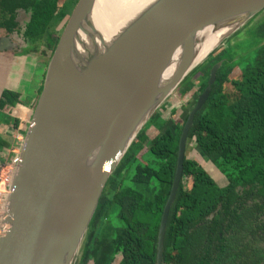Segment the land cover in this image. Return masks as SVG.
<instances>
[{
    "label": "water",
    "instance_id": "obj_1",
    "mask_svg": "<svg viewBox=\"0 0 264 264\" xmlns=\"http://www.w3.org/2000/svg\"><path fill=\"white\" fill-rule=\"evenodd\" d=\"M98 1H78L49 59L19 149L0 264H73L111 173L146 122L216 45L264 10V0H150L106 37L94 21ZM207 29L228 30L199 55ZM220 65L212 66L183 124L156 264H164L189 131Z\"/></svg>",
    "mask_w": 264,
    "mask_h": 264
},
{
    "label": "trees",
    "instance_id": "obj_2",
    "mask_svg": "<svg viewBox=\"0 0 264 264\" xmlns=\"http://www.w3.org/2000/svg\"><path fill=\"white\" fill-rule=\"evenodd\" d=\"M57 1H38L30 25L33 29L42 33L50 20H57ZM76 1L70 0V4ZM260 15L259 20L255 17L244 26L245 33L242 29L241 35V30L236 32L234 43L211 53L179 85L181 95L194 90L196 103L210 69L221 62L210 96L196 113L188 138L195 139L229 183L221 185L197 159L185 157L183 178L165 232L164 264L264 261V14ZM52 44L55 46L56 40ZM243 48L246 50L239 54ZM235 67L241 72L231 77ZM5 97L4 102H22L19 94L11 91L5 92ZM158 110L111 173L78 264H156L160 219L188 115L181 125L175 121L167 124ZM18 123L17 118L14 125ZM149 124L159 131L153 138L146 133ZM7 145L0 140V152ZM144 148L153 157L146 163L137 162L138 152ZM136 162L135 170L129 173Z\"/></svg>",
    "mask_w": 264,
    "mask_h": 264
},
{
    "label": "flooded vegetation",
    "instance_id": "obj_3",
    "mask_svg": "<svg viewBox=\"0 0 264 264\" xmlns=\"http://www.w3.org/2000/svg\"><path fill=\"white\" fill-rule=\"evenodd\" d=\"M38 1L44 0H0V81L5 83L0 95V112L5 115L19 114L25 104L23 101L14 104L2 101L6 98L5 92L19 94L18 98L22 99L26 88L32 89L33 84L37 83L42 86L48 60L56 47L52 46V42L56 40L57 44L79 0H73L76 3L72 4L70 0H58L54 12L57 20H50L48 27H43L42 33L30 26ZM224 177L223 182H218L225 186L229 180Z\"/></svg>",
    "mask_w": 264,
    "mask_h": 264
},
{
    "label": "rangeland",
    "instance_id": "obj_4",
    "mask_svg": "<svg viewBox=\"0 0 264 264\" xmlns=\"http://www.w3.org/2000/svg\"><path fill=\"white\" fill-rule=\"evenodd\" d=\"M262 14H264V10L261 11ZM260 12V13H261ZM260 13L256 16V20L259 18H261ZM260 15V16H259ZM259 16V17H258ZM245 25L240 26L239 28H237L236 30H234V33L237 31H240L241 29L243 30ZM242 30L239 33L240 35L242 34ZM245 33V29L243 30ZM237 33L233 34L231 37L229 36L228 41L226 40V43L224 41V43L221 44V42L216 45V47L212 50L214 52L218 51L219 49H221L223 46H225V44H229V43H234L235 42V38L237 37ZM226 47V46H225ZM244 50H246V48H243L242 50H239V54L244 53ZM238 56V55H237ZM50 59V58H49ZM49 61V60H48ZM240 69L238 67H235V69L233 70L231 77H237L240 74ZM39 85V84H38ZM40 93V90L38 91ZM199 94V93H198ZM196 98V94L194 92V90L190 91L189 93H187L186 95H181L179 92V86L177 88H175L171 94L166 98V100L160 105L159 110L162 114V118L165 119L167 121V124H170L171 122L175 121L178 124H183L184 119H185V114L189 113V111L191 110V108L195 105L194 99ZM198 98V97H197ZM197 100V99H196ZM2 113H0L1 115ZM32 114L28 115V125L29 122L31 120ZM2 119V117L0 116V120ZM22 127H25V125H22ZM147 132L150 138H153L159 131L155 128V126L149 124L147 125ZM146 128V129H147ZM27 128H24V131L22 132V136H24L25 130ZM21 141L17 144V147L20 146ZM16 147H12V149L9 147L7 148L8 150H13ZM3 150L5 148H2ZM12 152V151H11ZM8 153H4V157H9L10 154ZM186 156L188 158H193V159H197L205 168L206 170L209 172V174L212 176V178H215V180L223 182V180H225V175H223L219 169L216 168V166L210 161L208 160V158L206 157L205 154H203V152L200 150V148L198 147V145L196 144V141L194 138H188L187 141V145H186ZM3 156L0 157V159L4 158ZM153 157V155L151 154L150 151H148V148H144L142 150H140L138 152V160L137 162H141V163H146V161H148L149 159H151ZM136 163H133L131 165V167L129 168V173H133V171L135 170V166ZM187 179H185L186 181ZM80 255H81V250L77 255V258L75 260V262L73 264H76L78 262V259H80ZM88 264H93L92 261H89Z\"/></svg>",
    "mask_w": 264,
    "mask_h": 264
},
{
    "label": "bare ground",
    "instance_id": "obj_5",
    "mask_svg": "<svg viewBox=\"0 0 264 264\" xmlns=\"http://www.w3.org/2000/svg\"><path fill=\"white\" fill-rule=\"evenodd\" d=\"M148 1L150 0H99L94 13V21L98 30L106 37L112 36ZM227 30L221 29L213 33L207 29V32H203L206 35V40L203 46H200L199 55L214 46ZM172 70L173 68L168 70L165 78L171 76Z\"/></svg>",
    "mask_w": 264,
    "mask_h": 264
},
{
    "label": "crops",
    "instance_id": "obj_6",
    "mask_svg": "<svg viewBox=\"0 0 264 264\" xmlns=\"http://www.w3.org/2000/svg\"><path fill=\"white\" fill-rule=\"evenodd\" d=\"M1 79L2 78L0 76V80ZM43 81H42V85H43ZM40 86H41V83H37V84H33L32 89L26 88V91L23 92L24 94L22 96V101L25 104L21 108L19 114H15L13 116V115H5L3 113L0 115L2 117V119L0 120V140H5L6 142H8V145L4 146L5 149L4 150L2 149L0 153L9 151L7 149L8 147L9 149L12 147H16L17 144L21 141L22 132L24 131V128L28 127V124H27L28 115L32 114L33 108L37 102V99L39 96L38 91H39ZM4 87H5V83L3 81H0V95L2 94V90ZM17 118L19 120V123L17 126H15L14 119H17ZM22 124H25V127H22Z\"/></svg>",
    "mask_w": 264,
    "mask_h": 264
},
{
    "label": "built area",
    "instance_id": "obj_7",
    "mask_svg": "<svg viewBox=\"0 0 264 264\" xmlns=\"http://www.w3.org/2000/svg\"><path fill=\"white\" fill-rule=\"evenodd\" d=\"M19 149L20 146L19 147L16 146V148H14L13 150L5 151L6 153L10 154L9 157L6 156L4 157L5 152L0 153V155L4 157L0 159V240H1L2 228L4 224V214L7 211L11 188L14 182L15 174L20 160Z\"/></svg>",
    "mask_w": 264,
    "mask_h": 264
}]
</instances>
